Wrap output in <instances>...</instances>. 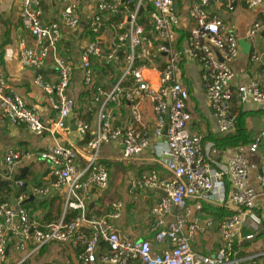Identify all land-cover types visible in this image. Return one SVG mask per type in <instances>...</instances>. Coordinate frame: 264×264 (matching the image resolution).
Masks as SVG:
<instances>
[{
  "label": "built area",
  "instance_id": "obj_1",
  "mask_svg": "<svg viewBox=\"0 0 264 264\" xmlns=\"http://www.w3.org/2000/svg\"><path fill=\"white\" fill-rule=\"evenodd\" d=\"M57 1L63 6L60 19L50 22L43 19L40 0L21 1L19 18L35 45L20 39L17 46L19 62L24 68L38 70L51 59L58 81H48L37 73L33 83L46 94L54 117H46L42 105L26 102L5 75L0 59V125L24 126L56 140L55 145L46 146L35 155L38 161L49 165L44 185L28 189L24 179L14 176L15 166L23 158L31 157L30 153L10 150L4 156L5 173L0 169V176L5 175L11 190L27 186V191L0 203V264H28L53 244L61 245L70 254L66 261L59 258L51 264H58L56 260L64 264H264V250L241 255L235 248L246 218L255 217L256 210L264 215V161L259 164L260 191L257 192L249 184L250 166L244 152H237L225 162L218 161L215 143L204 144L202 135L190 132V90L183 81L181 65L190 61L201 67L206 96L219 132L228 133L235 128V101L248 99L264 107V88L258 78L245 84L234 83L235 73L230 64L239 55L238 37L211 9L216 4L234 12L236 0H191L188 24L192 26L180 49L172 43L171 33L185 20L174 0H135V8L127 17L125 7L134 0H87L95 11L88 21L90 39L81 67L87 110L96 114L97 129L80 145L57 141L68 129V118L76 113V102L69 95L74 62L61 54L59 46L64 29L79 27L85 0ZM144 2L153 6L149 29L139 21ZM247 5L252 10L260 9L262 17L246 31V39L254 42L264 28V0H247ZM105 15L120 17L112 24L116 34L110 49L98 41L106 25ZM1 52L0 37V56ZM120 54L122 69L116 71V81L106 88L97 80L93 59L112 65L120 59ZM251 59L256 62L259 56L252 54ZM143 100L152 105L153 133L148 130L141 111ZM120 104L130 113L122 126L115 124L113 118V111ZM73 124L79 133L90 131L89 122L77 113ZM162 138L165 141L158 142ZM119 139L125 160L153 147L169 173L163 177L157 170H151L130 183L129 193L135 201L144 191L163 192L149 210L150 239L132 238L122 232L118 223L124 202L105 196L110 173L101 149ZM263 147L264 136H261L250 144L248 151L255 154ZM54 190L63 192L64 206L53 221L32 218L21 205L31 195L43 198ZM94 191L101 195L106 206L99 215L91 214L89 209ZM192 198L211 199L222 206L228 203L238 211L220 221L221 245L213 255L197 250L194 244L217 223L213 219L204 223L190 221L188 201ZM71 212L73 215L68 217ZM253 238V234L246 236V240Z\"/></svg>",
  "mask_w": 264,
  "mask_h": 264
},
{
  "label": "crops",
  "instance_id": "obj_2",
  "mask_svg": "<svg viewBox=\"0 0 264 264\" xmlns=\"http://www.w3.org/2000/svg\"><path fill=\"white\" fill-rule=\"evenodd\" d=\"M22 0H0V37L2 43V64L5 75L9 78L10 82L15 86L16 90L24 97L28 104H40L43 106L46 117H54L55 112L50 108L47 103L46 94L37 88L33 81L37 73L51 82H57L58 77L56 70L49 58L46 64L38 69L24 68L19 62L18 55V42L20 39H25L31 46L35 45V40L23 27L19 18V8ZM42 3L43 19L44 21H59L62 12V3L57 0H40ZM178 12L185 20L182 25L174 29L171 33V41L175 46L182 47L185 43L186 37L182 38L180 32H187L192 25L188 24V10L191 0H174ZM137 2V0H136ZM149 2L143 3V11L140 13L139 21L142 19V14H145V21H140L148 29V23L151 12L149 13ZM124 15L129 16L132 12L130 4L125 7ZM212 11L216 12L224 21L230 31L236 33L238 37L239 55L231 62V68L235 73L234 83L236 85L245 84L253 79H259L264 88V28L254 42L246 39V31L248 27L257 20H262L260 9H249L247 0H236V10L228 12L222 5L212 4ZM93 9L88 1H84L81 22L77 29L63 30V38L60 42V52L63 55L71 57L74 62V73L72 78L69 95L76 102V113L79 117L84 118L90 124V131L87 134H82L74 129V119L76 113L68 118V129L63 131L57 141L66 144L80 145L88 138H91L97 129V117L94 113H89L86 105L85 88L83 85V69L81 67L82 55L85 47L90 39L87 25L90 16L93 14ZM149 13V15H148ZM119 17V16H117ZM116 16L110 17L105 15L106 25L103 29L100 38H105V42H101L106 49H110L113 45L115 29L112 24L117 22ZM120 18V17H119ZM7 35L9 41L7 43ZM257 54L258 61H252L251 55ZM121 57V54L119 58ZM159 64V63H158ZM123 65V58L116 60L112 65H103L96 59H93V66L97 71L98 82L110 88L116 81L118 73L121 71ZM183 70V81L190 90L189 108L192 114V120L189 124L191 133L199 134L204 137V144L213 142L210 140V134L214 135L219 133L216 120L214 117L213 109L207 99L205 88L201 77V67L190 61H183L181 63ZM118 67V68H117ZM114 71V72H113ZM236 116L240 112L249 113L248 125L254 131L253 141L258 137L264 136V114L257 112L264 107L249 101H235L233 103ZM141 111L145 117V123L148 130L153 133L155 119L152 111V105L149 101L143 100ZM255 112V114H253ZM130 116L129 110L123 104H120L113 111L114 122L117 125H124ZM165 141V138L160 139L158 142ZM214 143V142H213ZM56 140L46 134L38 135L29 131L24 126H16L10 123L0 125V169L5 173L4 169V156L10 150L30 153L31 157L23 158L16 166L14 176L21 175L24 168L29 167L26 172L27 178L25 180L28 189L35 185H44L47 182L49 174V165L45 162L38 161L35 155L38 151L43 150L46 146L55 145ZM248 151V147L243 150L228 149L225 151H218L216 159L225 162L228 158L235 155L237 152ZM264 152V147L262 148ZM124 146L122 141H114L105 144L101 149V156L104 158L110 173L109 189L105 192V196L110 199H121L124 202L122 216L119 220L118 226L122 232L131 236L125 228L132 226L138 237L137 239H150L149 231V210L150 207L159 199L162 193L158 190L144 191L140 193L139 199L135 201L129 193L130 183L136 177L143 173L149 172L147 168L153 166L152 170H157L161 176L168 177L169 173L165 168L164 161L158 159L155 150L151 147L142 155L132 158L131 160L124 159ZM165 160V159H164ZM264 160L252 162L250 166L249 184L253 186L257 192L260 191L257 176L259 164ZM21 177V176H20ZM116 180V184L113 181ZM8 182L5 175L0 176V183ZM12 193L17 192L13 189ZM14 194V195H15ZM34 196V195H33ZM99 193H93L89 201V209L91 214H102L106 210L104 201ZM14 196L12 197V199ZM11 199V200H12ZM32 200L43 201L45 204L34 215L35 217L42 218L43 214L50 212V219L57 216L62 212L64 206V194L60 191H52L48 196L43 198L34 197ZM29 200V201H32ZM263 200V199H262ZM219 203L203 198H192L188 201L190 207V221H198L204 223L207 219H212L205 211L206 205L218 206ZM92 205V206H91ZM220 205V204H219ZM91 206V207H90ZM222 206V205H220ZM224 206V205H223ZM227 208L232 207L227 203ZM233 210V209H232ZM255 217H247L244 227L242 229L240 243L238 245V252L241 255L248 253L247 248L252 241L257 240L254 233H244L246 225H251L250 228H259L261 225L263 229L259 232L264 238V215L258 214L255 211ZM60 214V213H59ZM173 216L169 217L171 220ZM41 221V220H40ZM216 222V221H215ZM216 227V226H215ZM208 229L205 233L201 234L194 246L197 250L206 254H215L221 245V237L219 229ZM204 234H207L204 237ZM253 234V240H246V236ZM244 238V241H242ZM264 249V248H263ZM259 251H263L260 249ZM257 251V252H259Z\"/></svg>",
  "mask_w": 264,
  "mask_h": 264
},
{
  "label": "trees",
  "instance_id": "obj_3",
  "mask_svg": "<svg viewBox=\"0 0 264 264\" xmlns=\"http://www.w3.org/2000/svg\"><path fill=\"white\" fill-rule=\"evenodd\" d=\"M134 4H135V0L132 1L130 4V7L132 9L135 8ZM148 11H149V13L153 11L152 5H149ZM149 13H148V15H149ZM144 16H145V14H142V19L140 21L146 20L144 18ZM148 29H149V25H148ZM180 34H181L182 38H185L188 35L187 32H182V31L180 32ZM8 41H9V36L7 35V40L5 43H7ZM179 46L180 45L175 46V47L177 49H180L181 47H179ZM1 58H2V56H0V59ZM121 58L122 57H120V59ZM233 112L236 113L235 109H233ZM257 113L258 114H261V113L264 114V109L259 110ZM253 114H255V112ZM248 117H249V113L240 112L236 116V126L232 131H230L228 133L219 132V133L214 134V135L210 134V136H209L210 140H212L215 143V145L219 151H225L228 149L243 150V149L250 146V144L253 142L254 131L248 125ZM152 168H154V167L151 166L147 169L149 171H151ZM27 174L24 177H20L19 175H16V178L26 180ZM228 189H229V185H228ZM11 191L12 190L9 187V182L0 183V203L4 202V201H9L12 199V197L14 196L15 193H12ZM23 191H27V186H23L21 189H19L16 192V194L21 193ZM43 204H45V202H43V201L36 202V200H32V201L23 202L21 205H22V207L26 208L29 211L31 217L33 218L34 215L38 212V210L42 207ZM205 211L207 212V215L209 217H211L214 221H216V223H217V225L215 227L216 229H218L220 221H222L226 217L232 215L233 213L238 212V211H234L230 208H227L225 206H220L219 204H218V206L206 205ZM49 213L50 212H47L45 215L43 214L42 218H39V219L43 222H50V221L57 219L61 214V212H59L60 214L58 213L56 217L50 219ZM257 213L259 214L260 211H257ZM72 215H73V212L69 213L68 217H70ZM239 243H240V241L238 239L235 243L236 249H238ZM45 252H46V250H42L41 254H43Z\"/></svg>",
  "mask_w": 264,
  "mask_h": 264
},
{
  "label": "rangeland",
  "instance_id": "obj_4",
  "mask_svg": "<svg viewBox=\"0 0 264 264\" xmlns=\"http://www.w3.org/2000/svg\"><path fill=\"white\" fill-rule=\"evenodd\" d=\"M247 162L249 165L252 164V162H256L261 160H264V152L263 150H259L258 153L252 154L249 151L245 150L244 151ZM113 184H116V180L113 181ZM251 225H246L244 228V235L248 233H254L255 236H257V240L252 241L247 248L249 254L256 253L260 249L264 250V238L261 233H259L262 229L263 226L261 225L259 228H250ZM125 230L131 234L132 237H138V234L135 232L132 226H128L125 228ZM260 234V235H259ZM207 234H204V237H206ZM244 241V238L243 240ZM13 254H16L15 251H12ZM70 254L68 250H63L62 246L59 244H53L49 247V249L40 255H37L36 257H33L30 259L28 264H51L55 259H62L64 261L67 260V256Z\"/></svg>",
  "mask_w": 264,
  "mask_h": 264
},
{
  "label": "water",
  "instance_id": "obj_5",
  "mask_svg": "<svg viewBox=\"0 0 264 264\" xmlns=\"http://www.w3.org/2000/svg\"><path fill=\"white\" fill-rule=\"evenodd\" d=\"M143 11V8H140V13ZM98 41L101 43V42H105L106 41V39L105 38H99L98 39ZM220 57V56H219ZM221 58V57H220ZM165 133H166V130H165ZM28 169H29V167H26V168H24L23 170H22V172H21V177H24L25 175H26V172L28 171ZM160 193H163L161 190H158ZM34 198V196L33 195H31L25 202H27V201H29V200H32ZM92 206V205H91ZM90 206V207H91ZM116 233L117 234H120V231L119 230H117L116 231ZM8 249H9V246H8ZM8 249H7V251H8ZM56 262L58 263V264H64L62 261H60V260H56Z\"/></svg>",
  "mask_w": 264,
  "mask_h": 264
}]
</instances>
